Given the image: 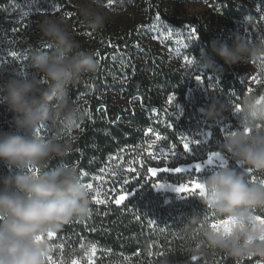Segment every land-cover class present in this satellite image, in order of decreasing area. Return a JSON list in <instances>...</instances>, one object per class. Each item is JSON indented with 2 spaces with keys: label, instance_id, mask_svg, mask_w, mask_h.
Here are the masks:
<instances>
[{
  "label": "clouds",
  "instance_id": "9594fccd",
  "mask_svg": "<svg viewBox=\"0 0 264 264\" xmlns=\"http://www.w3.org/2000/svg\"><path fill=\"white\" fill-rule=\"evenodd\" d=\"M76 8L87 29H103L107 14L98 0H78ZM244 24L253 26L254 18L245 17ZM39 32L41 50L30 53V70L0 79V105L14 114V130L0 134V166L8 169L0 175V264H49V234L61 232L74 220L84 221L91 212V193L77 168L47 166L74 151L72 133L81 113L71 89L99 70L96 53L82 49L62 17L43 18ZM210 47L228 66L264 63V40L252 42L236 34L231 45L212 41ZM197 64L210 68L212 56L203 53ZM239 107L238 128L220 145V154L230 157L235 167H221L200 178L206 195L198 199L204 211L193 212L182 229L188 254L201 264H210L214 253L234 264H264V224L257 219L264 216V183L246 177L247 171L264 173V97L246 94ZM201 111L208 121L218 122L225 110L214 101ZM43 125L61 127L64 134L35 135ZM209 217L231 223L215 230ZM73 254L82 259L90 255L85 246L70 254L65 264Z\"/></svg>",
  "mask_w": 264,
  "mask_h": 264
},
{
  "label": "trees",
  "instance_id": "16d2710c",
  "mask_svg": "<svg viewBox=\"0 0 264 264\" xmlns=\"http://www.w3.org/2000/svg\"><path fill=\"white\" fill-rule=\"evenodd\" d=\"M10 1L0 0V25L5 24L2 22V12ZM42 1L44 9H50L53 6L70 8L74 14L68 21L75 22L76 25L82 23L77 10L67 6L68 0ZM98 1L102 4L119 2L127 7L139 6L147 11L150 19L160 17L171 27L189 26L195 30V46L191 47L186 55L199 61L202 54L206 52L212 56L213 60L208 72L214 79L211 86L207 87L205 109L215 101L225 110L222 116L230 118L234 106L239 105L242 96L264 94L262 89L248 92L235 73L237 64L226 65L218 56L212 54L210 47L212 41L227 42L231 45L236 35V24L243 21L245 17L255 18L258 13H264V0ZM173 3H203L210 6L213 14L209 18L185 14L174 16L170 14ZM10 24L6 23V28ZM98 32H93L97 40V35L104 34ZM121 34H131L130 37L127 35L125 39L119 41L124 44L126 41L131 44L139 40L134 38L132 32L123 31ZM26 35L28 38H38L39 25L33 23L32 29H28ZM97 40H93L92 43L97 45ZM148 61L145 64L135 63L136 74L125 87L127 90L125 96L132 97L136 92L138 95L136 101L141 107L139 106V109L133 112L125 113L113 103L110 93L104 91L105 70L88 76V82L85 81L87 76L84 77L71 89L73 101L81 95L89 99L91 107L89 118L84 119L80 132L74 136V151L62 159L50 161L47 169L72 164L77 168L79 177L82 173L89 177L96 173L100 164L104 163L108 157L115 155L121 148L142 142L143 133L146 130L157 131L161 136L175 140L176 133L185 126V118L169 121L165 127L161 128L155 123L153 115L154 113L162 114L166 96L169 94H175L186 109V84L181 77L183 70L177 69L178 73H176L157 59L153 58L152 63ZM8 76L9 74L0 71V79H7ZM99 107L101 109L98 111ZM13 115L6 106L0 105V134L14 130L11 124ZM213 151L220 152V147L209 142L195 162L202 163L206 155ZM143 159L145 166L140 171L139 178L130 183L129 197L122 204H115V197L110 200L104 199L106 202L102 204L92 202L91 212L84 221L74 220L65 225L61 232L56 233L57 245L63 252L64 260L68 259L75 250L85 246L91 250L92 245L96 247L93 264H161L165 259L169 261V264H182L191 257L187 252L182 229L193 212L204 211L203 206L198 198L189 194L183 195L182 199L173 200L171 204H165L162 199L157 198L156 194L154 195L151 187L157 182L185 184L193 176L200 180L212 170L205 167L201 174L188 171L179 174L168 172L150 177L149 168L165 167L149 161L146 157ZM179 166L181 165L174 164L169 168ZM229 167H235L234 161ZM7 172L8 169L0 166V175H5ZM246 177L253 183L264 181V173L247 171ZM73 260L83 259L79 254H73L70 263ZM210 264H234V262L222 254L214 253L210 258ZM246 264H256V262L248 260Z\"/></svg>",
  "mask_w": 264,
  "mask_h": 264
},
{
  "label": "rangeland",
  "instance_id": "374dc122",
  "mask_svg": "<svg viewBox=\"0 0 264 264\" xmlns=\"http://www.w3.org/2000/svg\"><path fill=\"white\" fill-rule=\"evenodd\" d=\"M77 2L78 0H68L67 6L76 11ZM42 3V0H11L3 10L2 22L11 24L7 28V25L3 23L0 25V71L10 75L14 72L24 73L30 70V53L41 50V36L28 38L26 31L32 29L33 23L39 25V22L45 17H62L75 38L81 43L82 48L96 53V60L99 64L97 72L105 70L104 91L110 93L113 97V103L116 106L118 105L125 113L133 112L139 109V106L141 107L140 103L136 101L137 92L132 97L125 96L127 91L125 87L136 74L135 63L145 64L148 60L152 63L154 58L163 62L166 67L173 69L176 73H178L177 69L179 71L183 70V73L180 72V74L186 84V109L181 105L175 94H169L166 96L162 114L154 113L153 117L155 123L161 128L165 127L169 121L185 118L184 128L179 129L175 140L161 136L157 131L152 130L149 133L146 130L143 133L142 142L134 146L121 148L115 155L108 157L104 163L100 164L96 173L89 175V177L87 174L82 173L80 176L81 182L85 186L88 183L93 184V189L90 190L92 202H94L97 190L101 191V199L110 200L112 197L117 198L122 193L126 194L128 198L130 183L139 178L140 171L145 166L143 159L145 157L149 161L159 163L166 168L179 164L181 165L179 167L188 169V172L201 174L202 172H195L194 165L198 163L195 160L199 158L198 156L209 142L220 147L229 132L238 128V114L233 109L230 118L222 116L218 122H210L202 114L201 110H206L207 87L211 86L214 77L208 72L209 68L201 69L197 64L198 60H193L186 55L187 51L196 43L193 29L189 26L171 27L160 17L159 19L157 17L150 19L147 11L139 6L127 7L119 2L102 4L98 1L99 9L107 14V19L103 29L98 32L104 34L97 35V40L96 36H93V32L87 29L83 23L76 25L75 22L70 23L68 21L74 14L70 8L53 6L50 9H44ZM170 14L209 18L213 13L210 6L203 3H173ZM123 31L132 32L134 38L139 40L131 43L132 46L127 41L125 44L119 42L121 39H125V36L129 35L130 37L131 35H122ZM169 31H171V35L168 34ZM236 34L245 36L252 42L264 40V13H258L254 18V25L251 27H245L244 20L237 23ZM93 40H97L98 44H93ZM12 51L17 53L16 57L10 55ZM97 53H99V56ZM189 60L192 63H188ZM235 73L247 91L248 89H251V92L257 89L264 91V63L252 61L247 64L241 61L237 63ZM197 77H200L203 83L198 81ZM85 81L88 82V76ZM90 96L92 97V94ZM170 98H172L171 103H169ZM75 102L79 104L81 114L76 129L72 133L73 136L78 135L80 132L84 119L89 118L91 108L89 99L82 95ZM99 109L101 108L99 107L97 110L99 111ZM37 129H41V131L36 135L42 138H48L57 133L64 134V129L61 127L43 125ZM156 134H159L163 139L153 143L156 140ZM182 137H187L189 141L199 140L200 143H190L191 151L184 153ZM172 152H176L177 155L173 156ZM211 153L209 152L200 163L203 165L202 171L205 167L212 171L221 168L217 160H214L212 165L206 164ZM221 155L228 162V167L231 166L233 162L231 158L223 153ZM130 168L135 169V171H128ZM148 173L150 177H155L150 172ZM97 177H100V179H97ZM195 179L198 178L193 176L185 184L190 186ZM124 180H127L128 183L125 184ZM155 184L169 185V187L155 188L153 184L151 187L154 195L156 194L157 198L162 199L165 204H171L173 200L182 199L183 195H186L174 191L179 184L170 182H157ZM187 194L196 198L200 197L198 191ZM57 241V234L49 239L52 248L51 264H65L63 252L60 251ZM88 250L90 255L84 257L81 261H77L78 264H89L90 261L93 264L94 254L90 249ZM193 258L190 257L182 264H201L198 258Z\"/></svg>",
  "mask_w": 264,
  "mask_h": 264
},
{
  "label": "snow or ice",
  "instance_id": "6c2138e0",
  "mask_svg": "<svg viewBox=\"0 0 264 264\" xmlns=\"http://www.w3.org/2000/svg\"><path fill=\"white\" fill-rule=\"evenodd\" d=\"M157 19H159V17H157ZM193 31H195V30H193ZM168 34L171 35V31H169ZM10 55L13 56V57H16L17 53L15 51H12L10 53ZM97 55L99 56V53H97ZM188 63H192V61L189 60ZM197 80L200 81L201 83H203V81L200 79V77H197ZM248 91L251 92V89H248ZM262 97H264V95H262ZM171 102H172V98L169 99V103H171ZM239 111H240L239 105H235L234 106V112L236 114H238ZM40 131H41V129H37L34 134L35 135L39 134ZM148 132L151 133L152 130L149 129ZM231 133H232V131L229 132V134H231ZM162 139H163V137H161L159 134H156V140L153 141V143H155L156 141H160ZM182 141H183V151H184V153H189L191 151L190 143H193V142L197 143V144L200 143L199 140H197V141H189V139L187 137H182ZM150 147H151V145H150ZM161 151H163V150L161 149ZM150 155H151V153H150ZM165 155H167V153H165ZM172 155L176 156L177 153L176 152H172ZM113 159H115V157H113ZM214 160L219 161L220 167H228V162L220 154V152L213 151L208 156L206 164L207 165H212ZM202 168H203V165L200 164V163H196L194 165V169H195L196 173H201L202 172ZM38 171L39 170H37V172ZM101 171H103V170H101ZM128 171H135V169L130 168V169H128ZM170 171L179 174V173H184V172L188 171V169H184V168H181V167H175V168H171V169L170 168H166V167L165 168H155V167H153V168H149L148 169V172H150L152 174V176H156L158 173H168ZM97 179H100V177H97ZM261 182L264 183V181H261ZM124 183L127 184L128 181L124 180ZM86 187L90 191V190L93 189V184L92 183H88L86 185ZM153 187H155V188L169 187V185H167V184L166 185L154 184ZM174 191L177 192L178 194L196 193L198 191L200 197H204L206 195V193L204 191V188H203V185L199 182V179L193 180L190 186L188 184L181 183V184H179L178 187H176L174 189ZM100 197H101V191L97 190L96 191V195L94 197V202L97 203V204L105 203L106 201L104 199H101ZM126 199H127V195L122 193L117 198H115L114 202H115V204L120 205ZM209 219H210V217H209ZM257 219H258V221L261 224H264V217H258ZM150 223H154V222L150 221ZM230 223H231V221H229V220H221V221L211 220L210 227L215 229V230H219L222 226L227 228V225H229ZM53 236H54V234H49V239H51ZM37 239L39 241V240H42L43 237H38ZM61 247H62V245H61ZM91 251H92L93 254L96 252L95 245L91 246ZM193 259H195V257ZM49 262H50V264L52 262V257L51 256L49 257ZM71 264H78V262L76 260H73L71 262ZM89 264H92V262L90 261Z\"/></svg>",
  "mask_w": 264,
  "mask_h": 264
}]
</instances>
